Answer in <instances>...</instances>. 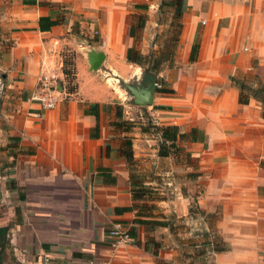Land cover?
<instances>
[{
  "label": "crops",
  "instance_id": "crops-1",
  "mask_svg": "<svg viewBox=\"0 0 264 264\" xmlns=\"http://www.w3.org/2000/svg\"><path fill=\"white\" fill-rule=\"evenodd\" d=\"M153 2L0 0V28L12 39L0 68L18 90L9 94H21L5 114L12 144L2 155L14 167L0 171V227L9 225L22 264H264V104L251 95L240 103L230 80L264 85V0H187L174 64L159 73L173 92L154 93L142 110L100 74L129 76L134 4L149 15ZM90 48L104 54L96 71ZM50 72L62 101L40 111L31 96ZM149 123L195 128L202 138H178L176 153L159 156ZM126 138L133 165L120 152ZM132 174L158 196L134 198ZM114 220L133 230L130 243L110 245Z\"/></svg>",
  "mask_w": 264,
  "mask_h": 264
},
{
  "label": "rangeland",
  "instance_id": "rangeland-1",
  "mask_svg": "<svg viewBox=\"0 0 264 264\" xmlns=\"http://www.w3.org/2000/svg\"><path fill=\"white\" fill-rule=\"evenodd\" d=\"M152 1H156V2L152 3L153 4V7H152L153 12L151 11V13L149 15L147 13L148 11L146 12V10H142V9H140L141 10L140 13L132 14V20L134 22V25L137 24V20H138L139 15H141L143 18H145V23H146V21L148 22L147 25L145 26V28H143V29L136 27V38H135L136 41L134 43L135 48L137 50H139L142 54H145V55L146 54L147 55L152 54V52L157 53L161 49L162 50H169L171 45H172V39L175 36V34H177V30H178L177 24L179 22V19L172 16L171 8H169L167 6H163V7L161 6L160 7L161 0H152ZM153 22H156L158 25H154ZM11 43H12V39L10 38L8 32L6 33L4 31H2L0 28V56H1L2 52H4L11 45ZM172 50H174L173 51V56H174L175 49H172ZM90 51H91V48H90ZM94 51H102V50H94ZM66 54L67 55L70 54L69 56H71V58L73 56L71 53H66ZM174 60L175 59L173 57V61ZM173 64H174V62H173ZM130 65L131 66L128 67L130 70L129 76L125 79L117 78V80H114V79L112 80V79H110V74H107L105 72L101 73L100 77L104 76V79L109 78L108 80H110L114 89L117 91V96H118L119 100H123V102L124 101L126 102L128 100L129 104L136 106L130 102L132 97L130 96L128 90L125 88L123 83L133 84L135 82L142 81L143 74L145 72L150 74V75L154 74L156 76L157 82H158V79L161 78L160 77L161 75H159V73L161 71H163V69L167 68L168 64L163 63L161 66H159V72L157 74L147 71L142 66H139L140 69H134V67L132 66L133 64H130ZM99 67L97 69H99ZM97 69H95L94 71H96ZM2 70L3 69L0 68V110L1 111L4 110L3 112L0 111V171L2 169V166H5L7 169H12L14 167V159L10 158V160H3V155H2V151L5 150L9 144H12L11 138H10V136H8V128L9 127L7 124V119L5 117V114H6L7 108L9 106L13 107L14 104H16V101L18 99L17 96H21L20 93H17L18 95H13V93L9 94L11 91L17 92L18 90H15L14 87H8L10 80L7 78L6 75L5 76L2 75ZM134 70L136 71L135 74H133ZM51 74H54L56 76V81L59 84V86H61L60 97H61V101H62L63 84L62 85L60 84V78H59V75L57 73L50 72L49 74H46V75L41 74L39 77L38 83L40 84L44 78H49L51 76ZM39 84H38V86H39ZM168 85H169L168 82H165L163 87L168 88ZM67 86H68V84H67ZM67 86H66V88H67ZM157 87H160V86L156 85V90L154 91V93H157ZM37 89H38V87H37ZM150 105H152V103ZM150 105H148V106H150ZM146 107L147 106H143L141 108H143L142 110H145ZM143 113H144V111H143ZM9 152H12V150H10ZM134 169L139 174L144 173V171H140V168H138L137 166H135ZM144 176H145V174H144ZM156 182H158V180H156ZM144 194L146 195V199H150L152 197L158 196V194H156V193L154 194V193H152V191H148V190L144 191ZM147 210H149V209H147ZM147 210L145 209L144 212L147 213L146 212ZM11 245L12 244L10 243V240H9V245L5 249V252L3 253V258H2L1 264H22L21 261H18L16 259L15 255H14L15 248L13 249ZM21 252H20V254L22 256Z\"/></svg>",
  "mask_w": 264,
  "mask_h": 264
},
{
  "label": "trees",
  "instance_id": "trees-1",
  "mask_svg": "<svg viewBox=\"0 0 264 264\" xmlns=\"http://www.w3.org/2000/svg\"><path fill=\"white\" fill-rule=\"evenodd\" d=\"M187 0H161L160 7L167 6L171 8L172 16L179 19V22L177 24L178 30L177 34L172 39V45L169 50H160L157 53L152 52V54L145 55L142 54L139 50L135 48V46H130L127 48L126 51V60L130 62L131 64H135L138 66L144 67L147 71L158 73L159 72V66H161L163 63L168 64V66H171L173 64V51L172 49H175L176 43L179 39V34L181 32L182 23L180 21L181 16L186 9V3ZM135 8H139L142 10H146L148 6L146 4H134ZM41 20V19H40ZM53 21L49 22V27L53 25ZM145 24V18H143L141 15L138 16L137 24L136 25H130L128 29V35L131 37L136 36V27L143 28ZM198 51V41L197 38L194 41L189 55V60L194 61L197 55ZM163 53V54H162ZM64 73L67 78V91L73 90L72 85V62L70 59L66 58L64 60ZM230 80L232 83H234L238 89H239V102L240 103H248L249 96L256 97L260 102L264 104V85L261 84L257 88L253 89L251 86L246 84L243 80H239L233 76L230 77ZM158 83L160 84V87H157V92L161 93H172L173 90L170 88H165L163 85L165 84V81L163 78L158 79ZM250 90L252 91L251 94L244 92V90ZM96 105V104H95ZM96 118H98V112L94 113ZM148 128L151 130V132L159 133L160 139L157 142V154L159 156H168L171 154H174L179 150V147L176 145V142L178 138H188L191 141H197L198 139L202 138L200 136V131L193 128L188 133L180 132L179 127L177 125H154L152 123L148 124ZM92 131L91 136L96 137L97 136V130H98V123H96L94 129ZM120 152L124 157L126 158V161L133 165V153H132V141L129 138H126L124 140L123 148L120 149ZM130 180H132V184L136 186V189L132 191V194L134 198L141 197L144 194V191H152L146 186L142 184H136L133 180V174L130 175ZM132 206L129 207H123L119 208L117 210L124 211L131 209ZM135 222L138 223H144L145 220L136 219ZM9 231V225L1 226L0 227V264L2 261V255L5 252V249L9 245V240L7 237ZM130 233L133 234V230H130ZM225 247H216L217 251L225 250Z\"/></svg>",
  "mask_w": 264,
  "mask_h": 264
},
{
  "label": "built area",
  "instance_id": "built-area-1",
  "mask_svg": "<svg viewBox=\"0 0 264 264\" xmlns=\"http://www.w3.org/2000/svg\"><path fill=\"white\" fill-rule=\"evenodd\" d=\"M157 86H160L158 82ZM61 86L56 81V76L51 74L49 78H44L38 86L36 92L31 98L39 105L40 111H47L55 108L61 101L60 90ZM35 116H40V113H35ZM106 237L110 241V245L118 246L128 244L132 241L130 227L122 220H114L106 232ZM47 260V258H46ZM89 264H93L90 261ZM103 264H111L109 262Z\"/></svg>",
  "mask_w": 264,
  "mask_h": 264
},
{
  "label": "water",
  "instance_id": "water-1",
  "mask_svg": "<svg viewBox=\"0 0 264 264\" xmlns=\"http://www.w3.org/2000/svg\"><path fill=\"white\" fill-rule=\"evenodd\" d=\"M104 54L102 51H94L88 53V62L90 69H97L102 63ZM157 78L154 74L144 73L142 81L133 84L123 83L132 97L130 102L134 105L143 107L148 106L153 101V93L156 90Z\"/></svg>",
  "mask_w": 264,
  "mask_h": 264
}]
</instances>
